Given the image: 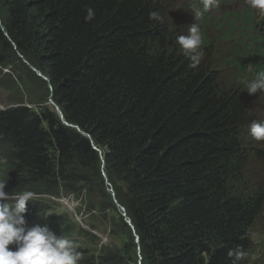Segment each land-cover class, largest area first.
I'll return each instance as SVG.
<instances>
[{"label":"trees","instance_id":"trees-1","mask_svg":"<svg viewBox=\"0 0 264 264\" xmlns=\"http://www.w3.org/2000/svg\"><path fill=\"white\" fill-rule=\"evenodd\" d=\"M166 2L0 0V74L16 66L0 144L18 172L4 191L73 195L106 213L112 244L77 250V264H232L229 249L246 253L263 209L264 181L244 175L261 156L242 136L248 97L209 64L210 42L192 66L176 39L188 17L170 23ZM250 10L230 19L229 35L234 21L247 30ZM252 31L234 38L244 46L236 73L264 71V34Z\"/></svg>","mask_w":264,"mask_h":264},{"label":"rangeland","instance_id":"rangeland-1","mask_svg":"<svg viewBox=\"0 0 264 264\" xmlns=\"http://www.w3.org/2000/svg\"><path fill=\"white\" fill-rule=\"evenodd\" d=\"M191 2L193 3L194 0H191ZM191 2L188 0H167L166 15L169 22L173 23V25L177 24V22L184 23V18L188 17L189 23L184 24L182 35H188V27L196 23L202 35V43L199 48L205 45L207 41L211 43V54L207 61L218 70L223 84L233 88L242 87L245 91L248 97L247 111L249 122L242 130V136L246 145L261 151L259 152L261 156L252 155L245 168L244 175L252 183L263 182L264 140H256L251 135L250 125L253 121L264 123V92L248 93V83L255 79L258 74L254 72V64H251L249 68L244 67L243 69L242 64L240 73H236L234 71L236 67L234 68L235 65L232 62L236 56L242 55L244 48L239 42L241 39L239 38V41H236L234 38H238L240 34L243 39L252 36V29L260 35L264 34V10L251 7L248 0H222V2L216 0V5L213 8L204 12L201 18L196 19L191 10ZM247 8L251 9L250 13L252 14L251 23L245 26L247 30L240 33L238 30L241 27L238 26L237 21H234V27L229 35L227 28H229L230 19ZM227 14L229 18H225ZM180 49L182 48L180 47ZM251 60L252 58L249 61L251 62ZM15 69V64L11 63L0 74V109L8 106V99L15 97L12 88L8 90L9 75ZM7 152L6 147L0 144V181L6 180L4 190H11L9 181L11 172L18 171L14 169V165L6 156ZM32 201L37 202L33 205V208L37 210L36 213L23 214L28 227L35 224L42 226L47 224L57 235L64 234L68 239L72 240L76 250L83 251L86 256L97 252L101 246L112 244L106 213L88 209L81 198L77 199L73 195L54 197L34 194ZM105 212L108 213V211ZM43 213L47 215L45 216ZM80 229L92 233L94 237L83 234ZM117 245H119L118 242ZM135 257L139 264V258H137V255ZM242 264H264V206L250 230L249 247Z\"/></svg>","mask_w":264,"mask_h":264},{"label":"clouds","instance_id":"clouds-1","mask_svg":"<svg viewBox=\"0 0 264 264\" xmlns=\"http://www.w3.org/2000/svg\"><path fill=\"white\" fill-rule=\"evenodd\" d=\"M253 8L264 10V0H248ZM216 5V0H194L191 10L194 17L199 19L204 12ZM86 21H91L95 12L86 9ZM149 18L159 20L158 12L149 13ZM188 35H179L176 39L183 54L189 58L192 66L199 64L197 50L202 43L199 26L194 23L187 29ZM264 92V71L259 72L255 79L248 83V93ZM250 133L256 140H264V123L253 121ZM5 181H0V264H77L82 253L76 250L75 244L64 234L57 235L47 224L27 226L23 215L26 212V202L32 201L34 193L25 191L19 194H9L4 191ZM49 214V213H48ZM43 215H47L43 213ZM15 244V250L9 245ZM227 255L232 264L243 259L246 253L240 246L229 249Z\"/></svg>","mask_w":264,"mask_h":264},{"label":"water","instance_id":"water-1","mask_svg":"<svg viewBox=\"0 0 264 264\" xmlns=\"http://www.w3.org/2000/svg\"><path fill=\"white\" fill-rule=\"evenodd\" d=\"M31 69H32V70H33L38 76H40V77H42L43 79H45V78L41 75V73H40L39 71H37L35 68H31ZM48 103L51 104V105H53L54 110L58 113V115H59V117L61 118V120H63V118H62V114H61L60 110H59L58 107L53 103L51 97H49V99H48ZM63 123H64L65 125H67V126H72V125L68 124L67 122H65L64 120H63ZM93 147L96 148L95 146H93ZM102 174H103V176L105 177V175H104L103 172H102ZM109 191H111V189H109ZM111 193H112V196H114V194H113L112 191H111ZM116 204H117V203H116ZM117 206H118V208H119L121 211H123V208H122L119 204H117ZM122 215L125 217V221L127 222V224H129V225L131 226L130 221L126 218L124 211L122 212ZM131 228H132V226H131ZM135 239H136V241H137V236H135Z\"/></svg>","mask_w":264,"mask_h":264}]
</instances>
